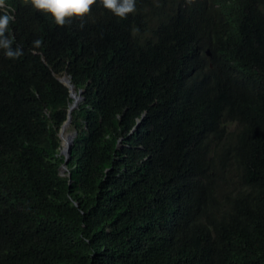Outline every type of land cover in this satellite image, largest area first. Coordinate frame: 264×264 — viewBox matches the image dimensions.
Segmentation results:
<instances>
[{
	"label": "trees",
	"instance_id": "trees-1",
	"mask_svg": "<svg viewBox=\"0 0 264 264\" xmlns=\"http://www.w3.org/2000/svg\"><path fill=\"white\" fill-rule=\"evenodd\" d=\"M5 4L0 264H264V0Z\"/></svg>",
	"mask_w": 264,
	"mask_h": 264
},
{
	"label": "clouds",
	"instance_id": "clouds-1",
	"mask_svg": "<svg viewBox=\"0 0 264 264\" xmlns=\"http://www.w3.org/2000/svg\"><path fill=\"white\" fill-rule=\"evenodd\" d=\"M34 11L46 14L57 26H64L73 19H83L90 13L93 5L106 10L112 16L126 19L136 11L137 0H27ZM0 49L8 58H17L22 54L19 47H13L15 37L8 35L10 24L15 16L6 10L5 0H0ZM37 44L40 41H36Z\"/></svg>",
	"mask_w": 264,
	"mask_h": 264
},
{
	"label": "water",
	"instance_id": "water-1",
	"mask_svg": "<svg viewBox=\"0 0 264 264\" xmlns=\"http://www.w3.org/2000/svg\"><path fill=\"white\" fill-rule=\"evenodd\" d=\"M62 84H64L66 87H68L71 98L73 99V104L69 108V114L67 121L65 124L61 127L59 131V137L61 139V149H60V155L64 157V162L60 168V174L64 175L66 172L68 173V177L71 178V173L68 171L67 164L71 155L72 147L74 145V137L70 134H65L64 131L66 127H68L70 121H71V111L77 106V103L81 100V92L77 93L73 84L68 81L65 77H62L59 79ZM70 183V179H69Z\"/></svg>",
	"mask_w": 264,
	"mask_h": 264
},
{
	"label": "rangeland",
	"instance_id": "rangeland-1",
	"mask_svg": "<svg viewBox=\"0 0 264 264\" xmlns=\"http://www.w3.org/2000/svg\"><path fill=\"white\" fill-rule=\"evenodd\" d=\"M71 131H72V130H70L69 127H68V128L65 129L64 133H65V134H67V133L70 134V133H72Z\"/></svg>",
	"mask_w": 264,
	"mask_h": 264
}]
</instances>
